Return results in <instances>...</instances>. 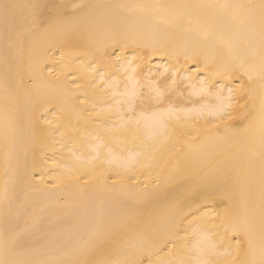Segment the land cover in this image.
<instances>
[{
	"label": "snow or ice",
	"instance_id": "obj_1",
	"mask_svg": "<svg viewBox=\"0 0 264 264\" xmlns=\"http://www.w3.org/2000/svg\"><path fill=\"white\" fill-rule=\"evenodd\" d=\"M193 10H211L229 22L226 55L178 53L160 38V25ZM128 19L140 23L131 26ZM85 34L95 59L74 67L71 57ZM0 41L6 66L0 78V264H264V0H0ZM129 47L135 50L130 58L123 55ZM56 49L59 68L47 69L49 87L58 92L56 122L45 120L51 127L44 129L29 115L33 174L26 171L22 179L14 164L23 127L18 97L45 80ZM155 56L167 62L153 68ZM64 105L73 106L82 125L61 120ZM81 127L90 128L91 139L78 140ZM129 142L138 146L114 152L113 145ZM85 148L92 154L87 159ZM57 150L69 156L57 158ZM105 162L125 171L147 167L151 184H122L131 203L119 210L91 203L83 185L112 179ZM49 163L62 170L44 187L57 190L54 196L78 194L82 211L71 227L49 221L30 198L49 175L42 167Z\"/></svg>",
	"mask_w": 264,
	"mask_h": 264
},
{
	"label": "bare ground",
	"instance_id": "obj_2",
	"mask_svg": "<svg viewBox=\"0 0 264 264\" xmlns=\"http://www.w3.org/2000/svg\"><path fill=\"white\" fill-rule=\"evenodd\" d=\"M19 3H25L27 0H17ZM42 3L51 5L70 4V3H90V4H113V3H160V4H209V3H222L225 0H41ZM128 25L135 26L140 21L134 19H128L126 21ZM160 38L176 52L182 53L184 50L197 49L200 52L213 56L217 53L226 55L228 53V42L233 39V33L229 22L220 17L218 14L213 13L211 10L206 12L191 11L190 14L180 21H169L166 24L159 26ZM117 54L119 50L117 49ZM135 54V50L131 47L123 49V55L131 57ZM60 52L58 49L54 50V58L51 59L45 65V80L43 82L37 81V88L31 90L30 93L25 94L21 91L18 100L21 109L22 130L19 135L16 154H15V167L18 170L19 176L23 179L25 172L31 176L32 165V140L28 133V118L31 115L36 119L39 127L48 129L51 126L44 123L45 120H51L56 122V107L58 99H53V96L58 97V92L54 88L49 87L51 78L47 77V69L55 66L59 68ZM72 62L74 67L81 64L87 65L91 63L95 57L91 54L87 47V34L82 37L81 42L77 46L72 54ZM168 57L155 56L152 57V66L155 67L158 63H166ZM180 62L185 63L183 56L180 57ZM187 66L191 70H195V65L191 61L187 62ZM201 66H203V60H201ZM6 71L3 56V44L0 41V78L3 77ZM21 71H26L25 66H21ZM203 75V73H201ZM54 84V81H51ZM3 89L0 87V103L3 102ZM51 101V104L49 102ZM47 105V106H46ZM75 107H81L76 105ZM61 120L65 123L70 122L73 127H77L83 124V121H77L74 113V108L71 105H64L63 112L61 114ZM89 127H81L78 140L84 141L91 139ZM56 139H61L59 133L56 135ZM94 142V141H92ZM138 145L129 142L126 145H113L114 152L121 153L124 149H135ZM39 151V149H37ZM45 155L51 157L53 153L45 150ZM85 159L89 158L90 153L86 148L81 153ZM107 156V153H104ZM57 158H67L68 152H61L57 150ZM141 160L143 164H147V160L143 156L136 157ZM87 167V165H83ZM42 167L49 173L45 177V180L39 181V174L37 173V180L39 181L40 190L30 192V198L39 203L45 210L47 219L52 222H62L64 225L71 227L75 223L78 215L82 211L78 194L67 195H52L56 192L55 189H49L44 187L45 184H52L53 175L62 169L53 168L52 165L42 164ZM103 168L111 176V180L106 185L100 187H92L91 184L83 185L84 188L89 189L87 195L91 203L97 205L103 203L106 207H111L114 210H119L123 206L131 203L130 195H126L122 190V184H127L130 188H136L138 185L135 183L139 181V186L148 183L151 184V178L149 176V169L147 167H141L133 165L130 171L118 167L116 162L108 164L105 162ZM99 171V165L97 167ZM115 181V183L113 182ZM3 183V163L2 152H0V184ZM34 183V182H33ZM95 183L94 181L92 182ZM27 184V182H26ZM144 207H148L145 205Z\"/></svg>",
	"mask_w": 264,
	"mask_h": 264
}]
</instances>
